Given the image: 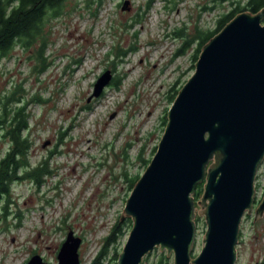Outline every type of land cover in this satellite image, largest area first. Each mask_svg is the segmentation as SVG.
<instances>
[{
    "label": "rangeland",
    "instance_id": "374dc122",
    "mask_svg": "<svg viewBox=\"0 0 264 264\" xmlns=\"http://www.w3.org/2000/svg\"><path fill=\"white\" fill-rule=\"evenodd\" d=\"M247 1L155 0L148 10V0H68L43 30L45 72H38L41 42L16 46L0 62V95L17 89L29 103L30 161L37 166L46 160L52 171L40 188L24 180L0 197V264H28L35 256L59 264L71 231L82 240L80 264H92L105 246L102 264H117L115 254L122 253L133 227L131 218L121 221L130 179L144 174L176 91L195 73L199 31L215 30L238 2ZM132 47L122 61L116 57L118 49ZM106 71L111 84L89 102ZM8 148L0 139L1 156ZM256 192L254 210L241 224L236 264H264V215L254 221L264 198V162ZM196 223L194 258L207 230L198 212ZM115 228L116 242L108 244ZM162 257V264H174V255L160 248L144 264H159Z\"/></svg>",
    "mask_w": 264,
    "mask_h": 264
},
{
    "label": "water",
    "instance_id": "95a60500",
    "mask_svg": "<svg viewBox=\"0 0 264 264\" xmlns=\"http://www.w3.org/2000/svg\"><path fill=\"white\" fill-rule=\"evenodd\" d=\"M112 77L111 71L101 75L89 102L102 96ZM263 162L264 8L238 14L202 48L126 202L121 221L131 218L133 227L117 264H144L156 248L173 254L174 264H236L241 224L254 210ZM197 212L207 230L194 258ZM263 215L264 198L254 221ZM81 243L69 232L59 264H80ZM28 264L45 263L35 256Z\"/></svg>",
    "mask_w": 264,
    "mask_h": 264
},
{
    "label": "trees",
    "instance_id": "16d2710c",
    "mask_svg": "<svg viewBox=\"0 0 264 264\" xmlns=\"http://www.w3.org/2000/svg\"><path fill=\"white\" fill-rule=\"evenodd\" d=\"M67 1L0 0V62L3 59L10 58L16 46L28 49L36 43L41 42V50L38 51L37 59L42 65L38 72L39 74L45 72L49 65L43 59V50L46 46V37L44 36L43 30L50 20L58 18L63 14ZM154 1L148 0V10L152 7ZM163 1L167 2V0ZM227 1L229 0H212L213 3H224ZM101 3L102 1H99V4ZM238 4L234 11L225 15L218 22L215 30L199 31L197 37L199 45L194 56L196 62L204 45L220 33L238 14L242 12L256 14L264 8V0H248L243 6L240 5V2ZM192 42V40L187 42L185 46ZM133 51H135L133 47L129 50H122L120 48L116 51V57L122 61L129 52ZM180 54H183V49L179 50L178 55ZM120 84L121 79L115 80L114 86L117 89L120 88ZM178 93L179 91H176L174 99ZM28 105L29 103L19 94L17 89H14L10 93L0 95V129H2L0 139H4L9 143V148L4 152V155H0V197L9 196L12 185L24 180H28L40 188L45 183V177L52 175L48 161L45 160L37 166H33L30 161L32 142L25 134L29 129V116L26 113ZM164 123L165 125L167 124V116ZM156 151L157 147L154 148L152 156H154ZM55 153L56 151L51 152L50 157ZM150 162L151 159L146 162V166ZM140 178L141 176L137 175L133 179H130L132 190ZM203 188V184L197 186L195 193L196 201L202 197ZM8 204L9 202L3 207L5 212L4 217L8 213ZM116 232L115 228L112 231L111 237L108 238V244H115ZM106 247L98 254L92 264H102V261L107 257ZM119 255V253L115 254V260L118 261ZM164 258H161L159 264H162Z\"/></svg>",
    "mask_w": 264,
    "mask_h": 264
}]
</instances>
